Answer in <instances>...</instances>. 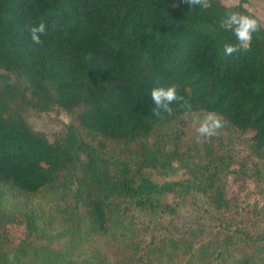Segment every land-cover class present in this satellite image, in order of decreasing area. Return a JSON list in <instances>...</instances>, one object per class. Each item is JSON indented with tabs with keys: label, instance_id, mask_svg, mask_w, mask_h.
Segmentation results:
<instances>
[{
	"label": "trees",
	"instance_id": "trees-1",
	"mask_svg": "<svg viewBox=\"0 0 264 264\" xmlns=\"http://www.w3.org/2000/svg\"><path fill=\"white\" fill-rule=\"evenodd\" d=\"M245 2L234 10L254 15ZM224 12L221 0L207 10L183 0H0V206L66 192L61 213L76 236L108 250L82 264H264V231L228 213L227 176L242 165L232 170L210 141L201 157L185 156L177 148L192 121L175 105L171 115L151 111V89L175 84L201 118L218 114L264 157V28L251 51L226 56L223 44L236 40L220 27ZM39 22L47 34L36 45L27 28ZM28 110L71 117L50 139L29 125ZM159 130L170 132L167 150L149 143ZM146 169L181 176L155 183ZM196 196L200 217L227 233L218 243L194 246L192 222H176L180 200ZM43 249L31 264H62ZM0 264L29 263L0 246Z\"/></svg>",
	"mask_w": 264,
	"mask_h": 264
},
{
	"label": "rangeland",
	"instance_id": "rangeland-1",
	"mask_svg": "<svg viewBox=\"0 0 264 264\" xmlns=\"http://www.w3.org/2000/svg\"><path fill=\"white\" fill-rule=\"evenodd\" d=\"M223 4H236L238 0H221ZM244 7L262 22L264 28V1L246 0ZM26 121L35 129L44 132L48 138L61 129V123L70 120V115L59 112L57 115L46 116L41 113L25 111ZM197 123L190 122L186 135L180 140L178 150L187 157L199 158L204 153V140L197 142L195 128ZM170 132L156 131L149 138V143L159 151L169 147ZM211 147L220 158H229L230 168L236 170L242 165L243 174L229 173L225 185V194L234 199L232 208L228 212L240 221L252 226L258 233L264 231V157L258 159L251 154L248 144L242 139L233 138L232 134L221 129L215 139L209 140ZM129 152H120V158L132 163ZM257 172H252L253 165ZM254 170V168H253ZM146 175L155 183L175 180L181 176V171L175 175L160 177L153 169H146ZM67 193L38 194L29 198H7L0 206V246L9 248L21 257L26 263H33L29 256L35 253L36 247L45 248L57 253L62 264H82L96 261L95 256L108 250L104 248L102 240L90 237L76 236L75 225L69 214L63 216L61 208L68 202ZM162 202H173L169 195L160 197ZM198 196L186 197L180 200L177 206L176 222H192L190 238L194 246L205 243H218L226 232L219 220L211 216L200 217L197 212ZM228 214V215H229ZM226 214H219L218 219ZM231 228V226H226ZM32 246V247H31ZM31 247V248H30ZM13 254L12 252H10ZM70 262H68V261ZM37 262H39L37 260ZM60 264L58 261L53 262ZM40 264H44L40 262Z\"/></svg>",
	"mask_w": 264,
	"mask_h": 264
},
{
	"label": "clouds",
	"instance_id": "clouds-1",
	"mask_svg": "<svg viewBox=\"0 0 264 264\" xmlns=\"http://www.w3.org/2000/svg\"><path fill=\"white\" fill-rule=\"evenodd\" d=\"M183 2L191 8L198 6L207 10L212 7V0H183ZM235 7L236 4L227 3L223 19L220 22V27L225 31H230L236 40V43L223 44V53L226 56L251 51L253 34L260 31L262 26L259 18L235 11ZM27 31L31 41L36 45H40L43 43L42 37L47 34L46 24L44 22L33 24L27 28ZM150 94L155 104V107L151 110L153 115L161 116V113L171 115L174 111L173 105H175L181 110V119L197 123L198 126L195 128L197 142L211 140L224 127L223 118L214 112H208L201 118L193 109L191 101L178 94L177 85L175 84L153 87Z\"/></svg>",
	"mask_w": 264,
	"mask_h": 264
}]
</instances>
